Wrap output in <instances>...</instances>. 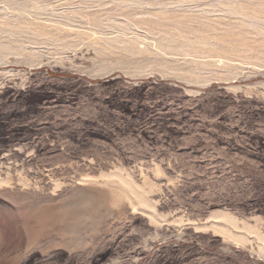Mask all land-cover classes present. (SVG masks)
Masks as SVG:
<instances>
[{
	"label": "rangeland",
	"instance_id": "rangeland-1",
	"mask_svg": "<svg viewBox=\"0 0 264 264\" xmlns=\"http://www.w3.org/2000/svg\"><path fill=\"white\" fill-rule=\"evenodd\" d=\"M0 264H264V0H0Z\"/></svg>",
	"mask_w": 264,
	"mask_h": 264
}]
</instances>
